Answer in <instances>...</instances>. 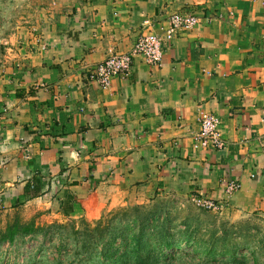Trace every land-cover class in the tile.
<instances>
[{
  "label": "crops",
  "instance_id": "0c3cea01",
  "mask_svg": "<svg viewBox=\"0 0 264 264\" xmlns=\"http://www.w3.org/2000/svg\"><path fill=\"white\" fill-rule=\"evenodd\" d=\"M48 1L0 71V210L213 200L232 224L264 219V0ZM175 14L199 23L163 43L159 66L136 57L129 77L94 81ZM199 111L222 150L195 148Z\"/></svg>",
  "mask_w": 264,
  "mask_h": 264
},
{
  "label": "rangeland",
  "instance_id": "374dc122",
  "mask_svg": "<svg viewBox=\"0 0 264 264\" xmlns=\"http://www.w3.org/2000/svg\"><path fill=\"white\" fill-rule=\"evenodd\" d=\"M49 4L48 0H0V71L3 70L7 60V42L10 39L15 40L23 29L30 28L37 19H43L39 8H50ZM48 206L46 200H43L40 204L28 205L17 212L5 213L4 210H0V232H5L6 228L17 219L33 224L37 230L35 234L17 236L12 243L2 244L0 264H95V261L86 258V253H83L82 249V244L90 241L88 237L84 238L88 229L105 228L112 236L111 234L116 230L117 232L123 230L127 221L151 209H157L162 214L161 218L169 220L168 230L175 232L180 240L193 233L192 238H196V242L197 239L208 240L214 228L218 229V234H221L220 223L227 224L226 230H229V226L235 225L237 228L234 230L235 234H231L230 241H227L234 243L232 250L235 252L232 251L224 257L217 256V261L225 262L237 254L240 256L239 262L231 264H264L263 218H252L232 224L219 217L221 211H204L198 203L194 205L181 201L176 203L171 202L170 199L137 206L138 209L91 207L72 218H68L67 213L71 210H65L63 207L68 215L67 219L56 214L52 207L46 209ZM207 216L213 218L212 223ZM185 229H187L186 233ZM186 250L192 255L173 264H207L203 262L205 259L194 257L191 249L186 248ZM215 264L218 263L215 261Z\"/></svg>",
  "mask_w": 264,
  "mask_h": 264
},
{
  "label": "trees",
  "instance_id": "16d2710c",
  "mask_svg": "<svg viewBox=\"0 0 264 264\" xmlns=\"http://www.w3.org/2000/svg\"><path fill=\"white\" fill-rule=\"evenodd\" d=\"M161 216L157 209L146 210L144 214L127 221L123 230L119 232L116 230L111 234L113 237L105 228L88 229L84 238L88 237L90 241L82 244L83 253H86V258L95 261V264H173L192 255L187 252V248L191 249L194 257L205 259L203 262L207 264H215V261L218 264L239 262L240 256L237 254L225 262H218L216 259L217 256L224 257L232 253L234 243L227 241H230L231 234H235L234 230L237 229L235 225L229 226V230H226L227 224L220 223L221 234L214 228L208 240L197 239L196 242V238H192L194 233L187 238L183 237V240L177 238L175 232L168 230L169 220ZM207 217L212 223L213 218ZM35 233L37 230L33 224L23 223L17 219L5 232H0V246L12 243L17 236Z\"/></svg>",
  "mask_w": 264,
  "mask_h": 264
},
{
  "label": "built area",
  "instance_id": "2783aa9c",
  "mask_svg": "<svg viewBox=\"0 0 264 264\" xmlns=\"http://www.w3.org/2000/svg\"><path fill=\"white\" fill-rule=\"evenodd\" d=\"M199 23L194 15L175 14L170 16L168 27L163 35L144 34L141 35L131 51L127 54H113L102 63L98 64L94 70V81L103 89L111 86L115 78L129 77L133 65V59L143 58L148 65L159 66L162 62V46L165 41H171L175 34L182 29H191ZM198 132L194 135V146L201 150L220 151L224 148V141L219 133V120L212 114L198 112ZM237 186L230 183L226 193L230 194L236 190ZM198 206L204 211H220L221 204L213 200H200Z\"/></svg>",
  "mask_w": 264,
  "mask_h": 264
}]
</instances>
